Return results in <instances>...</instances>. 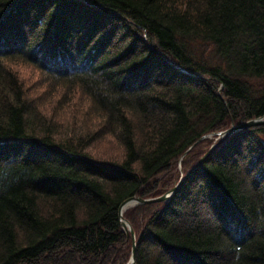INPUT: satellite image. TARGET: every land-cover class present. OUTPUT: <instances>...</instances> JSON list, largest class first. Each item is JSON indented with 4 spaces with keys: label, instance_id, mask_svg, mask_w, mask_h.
Instances as JSON below:
<instances>
[{
    "label": "trees",
    "instance_id": "obj_1",
    "mask_svg": "<svg viewBox=\"0 0 264 264\" xmlns=\"http://www.w3.org/2000/svg\"><path fill=\"white\" fill-rule=\"evenodd\" d=\"M262 117L264 0H0V264H129L120 205ZM123 217L134 264H264V126Z\"/></svg>",
    "mask_w": 264,
    "mask_h": 264
},
{
    "label": "water",
    "instance_id": "obj_2",
    "mask_svg": "<svg viewBox=\"0 0 264 264\" xmlns=\"http://www.w3.org/2000/svg\"><path fill=\"white\" fill-rule=\"evenodd\" d=\"M259 125H264V117L257 118V119H252V120L247 121V122H245V123H243L241 125L233 126V127L229 128L228 130L217 134V138H218L217 143L213 144L211 149L198 161V163L194 166L193 169L197 168L204 161V159L207 157L209 152L216 146V144L222 142L224 139H226L227 137H229L230 135H232L236 131H239V130H242V129H246V128H250V127H254V126H259ZM193 146L194 145H192L191 148ZM191 148H189L187 150V153L191 150ZM185 177L181 178L179 180V182L177 183V185L172 190H170L169 192H167V193H165V194H163V195H161L159 197L149 198V199L131 198V199H128V200L124 201L120 205V207L118 209L119 223H120L121 228L125 231V233L127 235H130L131 241H132L131 257H130L129 264H134V262H135L136 243H135L134 232L131 229V226L123 218V212L126 209H128V208H131V207H134V206H138V205H147V204H152V203H166V202H169L175 196L177 191L179 190V188H180L183 180L185 179Z\"/></svg>",
    "mask_w": 264,
    "mask_h": 264
},
{
    "label": "bare ground",
    "instance_id": "obj_3",
    "mask_svg": "<svg viewBox=\"0 0 264 264\" xmlns=\"http://www.w3.org/2000/svg\"><path fill=\"white\" fill-rule=\"evenodd\" d=\"M249 121H250V120H249ZM241 124H243V123H241ZM241 124H239V125H241ZM233 126H238V125H231L229 128H231V127H233ZM259 126H264V125H259ZM254 127H257V126H254ZM229 128H228V129H229ZM250 128H252V127H250ZM228 129H226V130H228ZM246 129H249V128H246ZM246 129H242V130H246ZM226 130H224V131H226ZM242 130H239V131H242ZM224 131H221V132H224ZM239 131H236L235 133H233V134L230 135L229 137L233 136L234 134H236V133L239 132ZM221 132H219V133H221ZM219 133H217V134H219ZM217 134H215V135H216V139H215V141H214L213 144L217 143V141H218ZM215 135H214V134H211V135L204 136V137H202L199 141H202V140H204V139H208V138H212V137L215 136ZM229 137H227V138H229ZM227 138H226V139H227ZM226 139H224V140H226ZM224 140H223V141H224ZM199 141H198V142H199ZM198 142H196V143L194 144V146H195ZM220 143H222V142H220ZM220 143L216 144V146H215V147L209 152V154H210V153H211V152H212V151H213V150H214V149H215ZM213 144L211 145V147L213 146ZM211 147L208 149V151L211 149ZM208 151H207V152H208ZM207 152H206V153H207ZM206 153H205V154H206ZM205 154H204V155H205ZM209 154H208V155H209ZM204 155H203V156H204ZM208 155H207V157H208ZM203 156H202V157H203ZM202 157H201V158H202ZM207 157H206V158H207ZM206 158H205V159H206ZM205 159H204V160H205ZM197 163H198V162H197ZM197 163H196V164H197ZM196 164H195V165H196ZM195 165H194V166H195ZM193 168H194V167H193ZM193 168H192V169L186 174L187 176L181 174V178H184V177L186 176V177H185V179H186V178L190 175V173L194 170ZM195 169H196V168H195ZM181 178H180V179H181ZM185 179H184V180H185ZM184 180H183V181H184ZM130 199H131V198H130ZM148 199H149V198H148Z\"/></svg>",
    "mask_w": 264,
    "mask_h": 264
},
{
    "label": "rangeland",
    "instance_id": "obj_4",
    "mask_svg": "<svg viewBox=\"0 0 264 264\" xmlns=\"http://www.w3.org/2000/svg\"><path fill=\"white\" fill-rule=\"evenodd\" d=\"M76 104L78 103V101H76L75 102ZM50 106V108L52 107V104H49ZM55 110L57 109L56 107L54 108ZM47 111L49 112V109H48V107H47ZM107 148V146L106 145H103V144H101V145H99V146H97L96 147V149H99V151H105V149ZM128 223V222H127ZM136 238V237H135Z\"/></svg>",
    "mask_w": 264,
    "mask_h": 264
}]
</instances>
